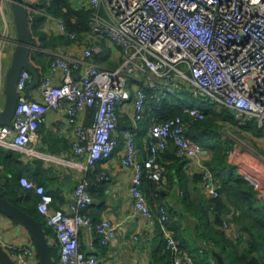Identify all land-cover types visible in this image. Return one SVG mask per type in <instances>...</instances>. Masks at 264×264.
<instances>
[{"label":"built area","instance_id":"1","mask_svg":"<svg viewBox=\"0 0 264 264\" xmlns=\"http://www.w3.org/2000/svg\"><path fill=\"white\" fill-rule=\"evenodd\" d=\"M68 1L76 9L92 11L89 29L82 37L70 31L63 18L50 12L54 0H24L32 33V27H37L48 37L64 36L70 43L51 51L41 48L39 41L36 45L34 42L32 50L51 53L54 58L39 71L37 95L28 97L26 88L32 74L27 69L21 71L12 124L0 125V144L10 143L22 157H31L35 154L31 143L37 138L40 123L47 114L52 115L53 126L70 143L73 165L85 173L76 184L71 211L53 207L54 197L44 185L24 175L19 182L37 195V210L52 230L48 239L58 247L61 264H106L95 254L97 242L107 245L115 239L117 224L107 216L96 221L85 214L94 204L86 174L112 158L120 142L114 132L120 114L127 110L130 125L124 130L120 162L131 171L129 194L134 210L146 219L152 231L163 234L170 264H195L174 236L169 209L158 204L155 211L150 206L144 176L147 174L159 186L167 184L159 159L172 143L177 155L187 159L189 169L201 174L205 193L218 197L220 191L204 162L205 149L188 136L183 117L153 122L146 151L137 145L148 99L144 86L156 88L160 80H170L169 84L179 90L191 85L195 96L232 110L240 127L254 119L262 129L264 0ZM16 38L10 0H0L2 93ZM104 46L110 49V59L117 62L115 67L96 61V56H103ZM184 110L195 118L205 116L198 106L188 105ZM238 172L248 179L245 170ZM110 178L107 173L99 176L100 181ZM228 217L223 222L225 229L229 227ZM82 232L89 236V252L82 249ZM138 237L137 233L134 238ZM0 247L16 264H35L39 260L34 243L10 241L1 228Z\"/></svg>","mask_w":264,"mask_h":264},{"label":"crops","instance_id":"2","mask_svg":"<svg viewBox=\"0 0 264 264\" xmlns=\"http://www.w3.org/2000/svg\"><path fill=\"white\" fill-rule=\"evenodd\" d=\"M37 94V88L31 90V95ZM3 98L4 95L0 92V106L3 103ZM126 111L124 110L120 114V121L114 132L120 142L112 158L109 161L99 163L95 167H92L86 174L89 192L94 199V204L87 208L85 213L93 217L96 221L107 216L117 224V236L115 239L107 245H102L100 242H97L95 254L100 262L106 264H129L131 262L162 264L160 256L164 249V241L160 238L159 231H152L146 219L135 212L133 199L129 194L131 171L122 166L120 162V156L124 151V130L130 125ZM50 115L47 114L46 119L41 122L38 128L37 138L31 143V146L35 149V154L31 157L25 159L10 143L0 144V165L2 166L0 169V181L5 179L1 184L4 185L8 177L12 176V174H9L8 177L6 175L2 176L3 172H5L4 160L12 152L19 153L22 161L28 166L25 169L16 170L15 175L17 176L24 175L30 178V173L33 172L34 167L39 165L40 160L45 169H47L44 178H51L53 180V183L45 185L46 189L54 197L53 207L71 211V206L75 202L74 191L76 184L82 179V176H85V173L83 174L73 165L72 161L74 156L70 143L53 126L52 115L51 117ZM221 124L223 125L222 135L224 137L232 138L231 136L234 132L249 134L254 137L256 145L260 148L258 153H256L245 149L235 142L230 160L237 169L242 168L243 171L245 170L247 180L254 185L257 191L256 203L264 211V136L254 134L252 129L246 126H231L223 122ZM142 129L143 131L137 133V144L140 149L146 151L150 139L148 135L149 126L146 128L142 127ZM46 136H52L61 141H68V149H65L64 142L54 140V149L57 151L54 153L50 152L48 144L45 142ZM167 150L168 152H166ZM167 150L161 153L159 161L162 166L166 165L163 168L168 170V174L171 175L170 181L168 182L169 185L163 189V196L159 200H153L152 196L146 193L150 206L156 211L157 205L163 204L169 209L170 213H176V217L178 215L180 221L178 222L177 229L173 230L172 228V230L180 244L186 248L185 250L188 249L196 255V259L192 257L195 264H198L199 260L197 259H199V255L204 253L201 251V245L212 250V255L207 258V262H204V264H218L216 253L221 255L225 259V264H227V261L231 260L226 257L227 251L231 250V253L239 251L240 253L244 247V245L238 244V237L240 235L238 232L239 227L234 223L229 224V227L224 228L220 236H218L216 234L217 226L212 225L213 216L210 218V225L215 232L211 233L203 229V227H199L201 221L198 219L197 214L202 202L195 189L197 184L192 178L194 171L189 169L187 159L185 158L182 159L183 163L178 161L181 163L178 166V162L175 159L177 156L172 143H169ZM205 156H209L207 151H205ZM178 171L183 174L182 179L178 176ZM103 173L110 175L111 178L109 181L99 180V176ZM164 176L167 180V175L165 174ZM186 188L191 193L186 200H183V193ZM186 205L189 207L187 208ZM0 228L5 234V237L10 241L17 240L33 243V238L28 229L1 211ZM137 233L139 237L135 239L134 236ZM93 237L98 240V235L95 234ZM88 239L89 236L85 232H82L81 244L86 252H89L87 247ZM35 264H40V261L36 259Z\"/></svg>","mask_w":264,"mask_h":264},{"label":"trees","instance_id":"3","mask_svg":"<svg viewBox=\"0 0 264 264\" xmlns=\"http://www.w3.org/2000/svg\"><path fill=\"white\" fill-rule=\"evenodd\" d=\"M49 10L54 15L63 18L69 30L76 32L80 37H82L83 33L88 31L89 21L92 16V11L90 9H76L68 0H54ZM32 30L35 45L37 41H39L41 48L55 51L58 46H67V44L70 43V40L64 36L48 37L37 27H32ZM53 58V54L45 53L39 49L32 50L31 52V59L38 71L45 70ZM95 58L97 62L104 63L110 67H115L117 65L103 57L98 58L96 56ZM166 85L169 86L170 90L167 89L164 91L158 88L154 89L148 85L144 86L148 99L145 116L141 122V126L146 128L153 122L167 121L177 116L183 117L187 122L188 136L208 152L209 156L204 157V162L212 170L215 183L220 191V196L218 197L208 196L202 185L201 174L197 172L193 173L192 178L197 184L195 189L202 202L197 214L198 219L201 221L199 227L201 226L211 233L215 232L210 225V218L213 216L212 225L214 224L217 226L216 234L220 236V233L224 230V219L231 214V216L228 217V222L229 224L234 223L239 227L238 232L240 235L238 237V244L244 245V247L241 249L240 253L239 251H234L236 255L232 261H227V264H264V211L260 209L256 203L257 191L254 185L238 172L237 167L230 160V155L235 145L234 140L222 135L223 125L221 122L231 126H239L233 111L224 106L217 107L208 101H200L198 106L205 112V116L202 119L195 118L184 110L186 106L193 105L190 102L191 100L194 101L199 98L194 95L192 88L188 86L179 90L173 88L170 84ZM164 92L166 93L163 94ZM243 126L251 128L254 134L261 135L262 129L258 127L256 120H249L241 127ZM46 138L45 142L48 144L50 152H56L57 150L54 149V140L57 139L52 136H46ZM57 141L64 142L65 149H68V141H61L59 139ZM174 151L177 156L175 158L177 162L180 161L183 163V157L177 155L175 148ZM166 152H168V150ZM4 163L5 172H3L2 176L6 175L8 177L9 174H12V176L8 177L4 185L0 184V191L3 192L4 196L11 202L35 216L42 223L47 236L50 237V235H52V230L46 225L43 216L37 210V195L31 190L22 187L19 182V177L21 175H15L16 170L19 171L28 166L22 161L20 154L16 152L9 154L5 158ZM181 163L178 162V166H180ZM38 164V166L34 167L33 172L30 173L29 179L44 186L48 183H53L51 178H44L47 169L42 165V161L39 160ZM160 165L163 176L165 174L167 175V184L165 186H159L158 182L149 178L147 174L144 176L145 191L149 196H152L153 200H159L163 196L162 191L169 185L168 182L171 177V175L168 174V170L164 169L166 165ZM178 176L180 179L183 178V174L179 171ZM190 193V190L186 188L183 193V200H186ZM186 207L188 208L189 206L186 205ZM175 214L171 212L172 222L170 227L173 228V230L177 229L178 222L180 221L178 215L176 217ZM158 233L160 234V238L164 241V249L160 256V260L162 264H170V254L169 251L165 249V238L161 232ZM174 236L178 241L177 236L175 234ZM178 243L184 252H187L196 259V255L193 252L188 249L185 250L186 248H184L179 241ZM200 248L204 253L199 255V259L197 260H199L198 264H204V262H207V258L212 255V250L205 248L203 245H201ZM51 251L55 264H60L58 247L56 245H51Z\"/></svg>","mask_w":264,"mask_h":264},{"label":"water","instance_id":"4","mask_svg":"<svg viewBox=\"0 0 264 264\" xmlns=\"http://www.w3.org/2000/svg\"><path fill=\"white\" fill-rule=\"evenodd\" d=\"M13 20L16 29V46L10 64L4 75L3 103L0 106V125H11L18 102V79L23 69L32 74V82L26 88L31 97V90L37 88L40 73L31 59L34 45L33 33L29 27V17L24 0H10ZM5 179L0 181L2 184ZM0 211L22 224L30 232L40 264H55L47 233L42 223L32 214L11 202L0 191ZM218 264H225V259L216 253ZM0 264H16L10 255L0 247Z\"/></svg>","mask_w":264,"mask_h":264},{"label":"rangeland","instance_id":"5","mask_svg":"<svg viewBox=\"0 0 264 264\" xmlns=\"http://www.w3.org/2000/svg\"><path fill=\"white\" fill-rule=\"evenodd\" d=\"M104 48H105V52H104L103 56L98 55L97 57L98 58H102V57L103 58H106L108 61L117 64V62L112 61L110 59V49L107 46H104ZM8 61H9V59H7V63H8ZM180 67L182 68L183 66L180 65ZM172 74L173 75L175 74V72L173 70H172ZM131 83H132V79H130V84ZM169 83H171L170 80L158 81L156 83L157 84L156 88L154 86H152V87L154 89H157L158 88V89H161V90H164L165 91V90L169 89V86L166 85V84H169ZM189 86H190V88H193L191 85H189ZM165 93L166 92H164L163 94H165ZM200 101H205V100H203L202 98L199 97V98H197L194 101L191 100L190 102L194 106H198V104H200ZM198 107H200V106H198ZM141 131H143V129H142V126H141V123H140V129L138 130V133H140ZM232 134L233 135L231 137L234 140V142H236L237 144L243 146L245 149H249L250 151L256 152V153H258V151L260 150L259 146L256 145V143L254 141V137H252L251 135H249V134H243V133H240V132H238V133L237 132H234ZM148 135H149V130H148ZM252 135H254V134H252ZM261 136H264V127H263V130L261 131ZM136 141H137V137H136ZM230 251L231 250L227 251L228 252L227 253V255H228L227 258H230L231 259L230 261H232L233 258H234V256H235V252L234 253L233 252L231 253ZM59 263L61 264L60 259H59Z\"/></svg>","mask_w":264,"mask_h":264}]
</instances>
